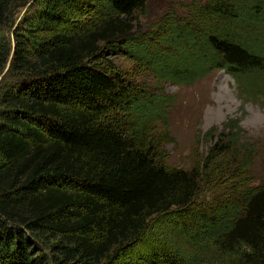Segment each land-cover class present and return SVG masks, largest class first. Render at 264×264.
<instances>
[{
  "label": "trees",
  "instance_id": "16d2710c",
  "mask_svg": "<svg viewBox=\"0 0 264 264\" xmlns=\"http://www.w3.org/2000/svg\"><path fill=\"white\" fill-rule=\"evenodd\" d=\"M29 1L0 0V26ZM31 6L0 82V264H48L37 244L46 239L61 264H104L141 239L144 264H264V178L203 206L199 167L166 164L150 138L175 102L163 82L224 70L264 101V0H195L151 31L135 16L146 0ZM108 51L148 69L158 90L99 62ZM10 52L0 40V74ZM224 125L206 133L216 138L207 166L240 147L249 164L239 119Z\"/></svg>",
  "mask_w": 264,
  "mask_h": 264
},
{
  "label": "rangeland",
  "instance_id": "374dc122",
  "mask_svg": "<svg viewBox=\"0 0 264 264\" xmlns=\"http://www.w3.org/2000/svg\"><path fill=\"white\" fill-rule=\"evenodd\" d=\"M194 1L146 0V7L135 14L137 27L142 31H151L170 12L180 17L186 16ZM31 3L32 0L28 2L29 5ZM29 5L15 4L9 22L0 26V40L11 48L8 63L0 74V82L13 57L14 32L20 26L26 27L24 18H29L39 10L38 6ZM99 62L111 63L112 68L121 71L132 81L153 92L158 90L159 84L154 75L123 54H110L108 51ZM161 86L165 94L175 97V102L169 110L166 123L157 121L154 124L150 138L157 141V151L166 164L185 169L199 167L201 190L196 200L198 204L218 203L230 192L241 197L243 188L256 185L264 178V101L260 97L245 95L236 80L224 70H215L192 85L163 82ZM230 118L239 119L243 128L240 140H250V147L255 149V154L251 162L243 166L242 158L249 152L240 147L219 156L207 166L206 157L216 138L206 133L212 128L216 133L224 130V123ZM51 241L37 240L39 253L47 257L48 264H61L56 259L58 251L51 247ZM147 246V240L141 239L131 250L118 251L112 258H107L104 264H120L124 261L144 264V249ZM161 263L171 264L168 261Z\"/></svg>",
  "mask_w": 264,
  "mask_h": 264
},
{
  "label": "water",
  "instance_id": "95a60500",
  "mask_svg": "<svg viewBox=\"0 0 264 264\" xmlns=\"http://www.w3.org/2000/svg\"><path fill=\"white\" fill-rule=\"evenodd\" d=\"M29 5V4H28Z\"/></svg>",
  "mask_w": 264,
  "mask_h": 264
}]
</instances>
